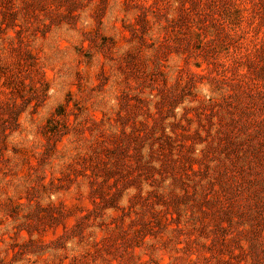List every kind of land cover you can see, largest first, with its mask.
I'll use <instances>...</instances> for the list:
<instances>
[{"label": "rangeland", "instance_id": "374dc122", "mask_svg": "<svg viewBox=\"0 0 264 264\" xmlns=\"http://www.w3.org/2000/svg\"><path fill=\"white\" fill-rule=\"evenodd\" d=\"M0 264H264V0H0Z\"/></svg>", "mask_w": 264, "mask_h": 264}]
</instances>
